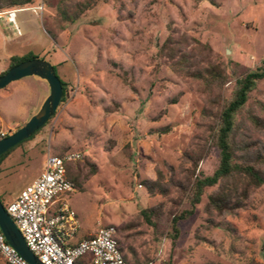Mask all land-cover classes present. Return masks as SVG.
<instances>
[{
    "label": "rangeland",
    "instance_id": "374dc122",
    "mask_svg": "<svg viewBox=\"0 0 264 264\" xmlns=\"http://www.w3.org/2000/svg\"><path fill=\"white\" fill-rule=\"evenodd\" d=\"M213 1L32 0L1 11L0 72L11 55L31 51L54 66L67 88L54 115L0 164L5 204L38 175L48 150L79 152L78 162L66 163L79 185L55 197L50 209L68 203L84 232L113 226L128 264H263L264 184L248 186L244 206L222 213L206 208L208 195L231 185L206 187L194 211L179 220L174 246L170 236L169 212L190 208L182 187L211 174L219 161L202 113L216 110L209 97L228 98L235 77L264 57V0ZM169 35L172 57L160 49ZM183 54L190 70L221 65L229 80L206 90L201 79L172 68ZM48 94L37 76L1 88L0 131L21 127ZM258 101L264 103V80L238 116L237 137L264 145V128L248 118L251 112L264 118ZM189 156H200L193 175ZM145 179L167 190L151 194ZM235 183L241 195L245 183ZM159 204L153 230L139 208Z\"/></svg>",
    "mask_w": 264,
    "mask_h": 264
},
{
    "label": "trees",
    "instance_id": "16d2710c",
    "mask_svg": "<svg viewBox=\"0 0 264 264\" xmlns=\"http://www.w3.org/2000/svg\"><path fill=\"white\" fill-rule=\"evenodd\" d=\"M210 1L214 2L213 0ZM31 2L32 0H0V12L22 8L24 6L30 5ZM173 43L174 41L172 39V35H169L163 42L160 48L161 51L164 52L165 49L168 50L169 56L172 57L173 52L176 51ZM33 58H39V56L31 51L21 55H11L7 68L2 70L0 75L4 74L13 65ZM189 62L190 58L186 54H183L170 64L176 71L183 72L184 74L190 75L196 79H201L206 90H212V87L220 90L223 84L229 80V77L231 76L221 65H210L204 68L190 70L189 65L187 64ZM262 80H264V57L256 67L248 69L239 77H235L232 90L228 98H221L219 94L209 97V103L217 104L216 110L211 111L212 109L208 110L205 108L203 109L202 113L210 120L208 125L210 141L211 145L218 149L219 161L211 174L195 175L186 186L182 187L184 197L190 204V208L184 209L180 213H174L172 211L169 212L172 246H174L179 233V220L185 218L194 211L195 205L200 201L206 187L214 186L218 183H221L223 180H226L231 185L229 186L226 184L225 186H221L219 191L208 195L206 208L209 210L214 209L217 212L222 213L224 211L234 210L235 208L244 206L242 199H244L243 196L247 194L248 186H260L264 184V145H259L252 141L239 140L237 137L239 127L238 116L246 109V104L250 98V93ZM61 83L63 90L61 101H64L67 88L63 81ZM258 106L260 110L264 112V103L258 101ZM248 118L255 127L264 128V118L259 117L252 112L248 114ZM39 130L40 128L36 130L30 137H33ZM161 130L165 132L168 130V127H164ZM7 135L8 134L5 136ZM23 141H25V139L2 153L0 155V164L12 149ZM63 152H60V154ZM189 158H192L193 175L200 160V156H189ZM66 177L70 179L74 185H79L77 175L73 174L72 171L67 169V167ZM235 180L244 181L245 183L241 195L238 193ZM143 183L145 184L148 192L151 194L155 193V190H158L160 193H164L167 190V187H165L163 184L151 179H145ZM0 199L3 201L6 207L1 194ZM161 206L162 204L152 207L139 208V213L142 217V220L151 226L153 230L158 228V222L162 214ZM117 240L119 248L122 250V245L119 238H117ZM89 258L90 254L87 253L83 257L77 259L76 264H87ZM123 258L125 261H127L124 255ZM165 264H170V261ZM247 264L262 263H254V261L251 260Z\"/></svg>",
    "mask_w": 264,
    "mask_h": 264
},
{
    "label": "built area",
    "instance_id": "2783aa9c",
    "mask_svg": "<svg viewBox=\"0 0 264 264\" xmlns=\"http://www.w3.org/2000/svg\"><path fill=\"white\" fill-rule=\"evenodd\" d=\"M14 10L17 9L11 12ZM6 134L0 131V138ZM81 157L79 152L70 150L62 154L48 150L38 175L6 204V211L29 249L44 264H76L87 253L90 254L87 264H128L113 226L101 225L92 235L68 243L81 228L79 220L66 202L50 209L60 199L55 197L74 190L75 185L66 177V163ZM0 255L5 264H29L6 241L1 227Z\"/></svg>",
    "mask_w": 264,
    "mask_h": 264
},
{
    "label": "water",
    "instance_id": "95a60500",
    "mask_svg": "<svg viewBox=\"0 0 264 264\" xmlns=\"http://www.w3.org/2000/svg\"><path fill=\"white\" fill-rule=\"evenodd\" d=\"M19 10V9H17ZM37 76L44 79L49 86V94L44 99L41 107L21 127L0 138V155L6 150L29 138L54 115L62 98V80L57 75L54 66L42 58L24 60L10 67L0 75V89L23 77ZM0 227L6 241L29 263L44 264L29 249L14 220L6 211L0 199Z\"/></svg>",
    "mask_w": 264,
    "mask_h": 264
},
{
    "label": "crops",
    "instance_id": "0c3cea01",
    "mask_svg": "<svg viewBox=\"0 0 264 264\" xmlns=\"http://www.w3.org/2000/svg\"><path fill=\"white\" fill-rule=\"evenodd\" d=\"M24 187V186H23ZM22 187V188H23ZM22 188H20L13 196H7L6 198V200L9 202V201H11L13 198H15L17 195H18V193H19V191L22 189ZM0 194L4 197L5 196V194H4V192L3 191H0ZM93 234V231H88V232H84V231H82L81 230V228H80V230H79V232L77 233V235L75 236V238L74 239H72V240H70V241H68V243H74V242H76L77 240H79V239H81V238H84V237H87V236H90V235H92ZM128 263V262H127Z\"/></svg>",
    "mask_w": 264,
    "mask_h": 264
}]
</instances>
